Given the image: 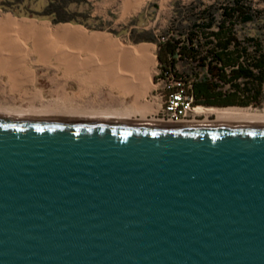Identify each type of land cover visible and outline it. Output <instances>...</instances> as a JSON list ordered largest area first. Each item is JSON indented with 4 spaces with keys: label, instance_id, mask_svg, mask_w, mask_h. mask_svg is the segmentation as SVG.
Returning <instances> with one entry per match:
<instances>
[{
    "label": "water",
    "instance_id": "water-1",
    "mask_svg": "<svg viewBox=\"0 0 264 264\" xmlns=\"http://www.w3.org/2000/svg\"><path fill=\"white\" fill-rule=\"evenodd\" d=\"M0 264H264V127L0 118Z\"/></svg>",
    "mask_w": 264,
    "mask_h": 264
},
{
    "label": "trees",
    "instance_id": "trees-1",
    "mask_svg": "<svg viewBox=\"0 0 264 264\" xmlns=\"http://www.w3.org/2000/svg\"><path fill=\"white\" fill-rule=\"evenodd\" d=\"M10 2V3H8ZM41 3V8L33 7ZM11 4L12 7H9ZM87 0H1L0 9L54 24L86 25ZM136 43L143 40H135ZM157 45L156 83L166 100L183 91L194 106L259 108L264 103V7L250 0L201 1L175 7L172 27Z\"/></svg>",
    "mask_w": 264,
    "mask_h": 264
},
{
    "label": "bare ground",
    "instance_id": "bare-ground-1",
    "mask_svg": "<svg viewBox=\"0 0 264 264\" xmlns=\"http://www.w3.org/2000/svg\"><path fill=\"white\" fill-rule=\"evenodd\" d=\"M1 13V12H0ZM20 36L34 39V54L37 61L45 65L58 63L65 68L68 77H75L83 87L79 97L87 94L89 88L106 83L111 90H118L119 95L111 96L122 104L131 102V109L82 110L66 108L51 103L37 107L41 94L23 91V87L33 83V77L26 70L28 55H32ZM31 53V54H30ZM156 64L155 56L148 54L146 46H129L120 40H114L105 33H91L81 26L59 25L51 27L47 23L34 20H17L11 15L0 14V73L10 75L20 92L21 100L27 102L22 107H0V118L23 121H90L136 123L134 117L141 116L142 125H170L146 122L147 115L155 112L145 103L150 90L154 87L152 69ZM59 70V69H58ZM26 72L23 80L20 75ZM87 74L89 79L82 78ZM92 81V85L90 84ZM94 82V83H93ZM19 97V98H20ZM110 97V98H111ZM154 105V104H153ZM135 110H132V109ZM199 107L195 114L200 116ZM158 111V110H157ZM215 115L216 122H191L184 126H244L264 127V113L252 108L217 109L208 116ZM140 122V121H139Z\"/></svg>",
    "mask_w": 264,
    "mask_h": 264
},
{
    "label": "rangeland",
    "instance_id": "rangeland-1",
    "mask_svg": "<svg viewBox=\"0 0 264 264\" xmlns=\"http://www.w3.org/2000/svg\"><path fill=\"white\" fill-rule=\"evenodd\" d=\"M1 1V0H0ZM90 5H82L79 7V11L87 13L91 12L92 18L87 20L86 25L73 24V23H59L54 24L50 20L29 18L25 16H16L10 11H4L0 9V14L11 15L17 20L28 19L34 20L39 23H47L51 27H57L59 25H73L81 26L91 33H105L110 35L114 40H120L128 44L129 46H146L148 47V54L155 56L156 64L152 69V80L154 87L150 90L149 95L145 101L154 109L155 112L160 107V96L165 88V84L159 85L154 81V77L159 74L157 69V45L152 42L144 41V38L154 35L156 38H160L165 35L172 27L174 19L175 7L180 5L182 7L188 6L193 2H203L207 5L214 2V0H87ZM255 7L263 8L264 0H250ZM10 3V2H8ZM41 3L34 5L38 9L41 8ZM12 7L11 4H8ZM20 40L25 43L28 49L33 52L32 55H28L26 60V70L30 72L33 77V83L23 87V91H29L30 93L38 92L41 94V103L37 101L38 106L42 104L49 105L51 103L63 105L66 108L82 109V110H107V109H131L132 103L122 104L119 99H113L111 96L119 95L118 90H111L106 86V83H95L93 88H89V92L79 97L82 93L83 87L78 83L79 81L75 77H68L65 73V68H60L59 64L45 65L38 62L37 56L34 54L35 41L34 39L28 40L24 36H20ZM135 40H143V42L136 43ZM31 54V53H30ZM59 69V70H58ZM26 72L20 75V79L27 77ZM82 78L89 79L87 74H82ZM94 83V82H93ZM161 83V82H160ZM92 85V81H90ZM14 88H17L15 81H12L10 75L0 73V107H22L25 108L26 101L21 100L20 92H13ZM20 97V98H19ZM111 97V98H110ZM154 104V105H153ZM203 107V106H199ZM235 108V107H234ZM253 110H258L264 113V103L259 108L250 107ZM217 109L215 107H203L200 108V116H195V121H192L190 117L189 121L203 122L208 119L209 122H216V116L208 113H213ZM132 110H135L134 108ZM154 111L149 113L146 118V122L152 124L158 121L149 119V115L155 113ZM137 120L136 123H141L140 114L134 117ZM140 121V122H139ZM191 123V122H188ZM161 124V123H160ZM187 124V123H186ZM184 125V124H182Z\"/></svg>",
    "mask_w": 264,
    "mask_h": 264
},
{
    "label": "built area",
    "instance_id": "built-area-1",
    "mask_svg": "<svg viewBox=\"0 0 264 264\" xmlns=\"http://www.w3.org/2000/svg\"><path fill=\"white\" fill-rule=\"evenodd\" d=\"M158 84L161 85L162 82ZM160 99L162 102L158 111L150 114L149 119L170 125H182L195 121V116H197L195 111L199 106H194L193 98L184 96L183 91L169 96L166 100L162 95ZM192 116V121H189Z\"/></svg>",
    "mask_w": 264,
    "mask_h": 264
}]
</instances>
